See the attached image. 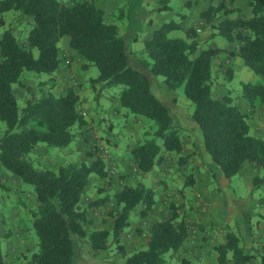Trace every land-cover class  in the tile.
Here are the masks:
<instances>
[{"label":"trees","instance_id":"trees-1","mask_svg":"<svg viewBox=\"0 0 264 264\" xmlns=\"http://www.w3.org/2000/svg\"><path fill=\"white\" fill-rule=\"evenodd\" d=\"M121 1L123 12L128 0ZM235 1L210 4L200 16L217 35L238 43L231 55L239 56L253 74L264 76V0H248V17L238 14ZM169 9L166 0L155 8ZM8 11L18 12L30 23L28 47L10 28L0 36V120L5 124L0 133V164L22 183L31 185L35 195L34 204H25V208L37 249L24 257L25 264H73L76 237L85 239L92 252L108 250L115 243L124 264H197L183 253L190 225L179 218L176 207L151 224L143 247L128 252L121 243L131 213L140 207L139 214L145 217L153 210L156 198L151 187L142 182L123 185L112 196L118 208L110 211L111 227L89 229V209L111 198L105 195L81 204L91 175H106L104 160L96 157L53 169L38 166L32 157L39 146L67 147L76 138L75 128L87 124L73 86L57 94L52 86L41 83L37 92L33 85L21 81L24 72L54 74L62 60L61 40L67 37L69 47L82 58V67L98 69L97 76L91 78L93 84H99L101 90L118 87V101L126 114L140 115L154 123L153 136L131 150L136 170L141 174L152 171L164 159L162 152L175 153L178 164L188 168L180 128L173 123L167 104L152 90L148 75L131 64L117 25L106 21L105 10L92 0H0V13ZM182 28L181 21L169 20L153 29L144 43L149 58L145 66L151 74L162 76L169 89L183 86L193 104L191 118L200 129L204 149L225 178L231 179L246 164H253L263 169L262 175L252 179L253 188H259L264 184V139L251 133V114L240 107L237 96L214 94L212 60L224 48L199 47L194 27L185 30V38L170 36ZM14 85L27 92L23 105ZM240 96L251 105L258 101L264 106V84L242 83ZM194 183V174L189 171L185 184ZM214 251L217 264H249L254 257L231 231L214 245ZM0 264H7L1 240Z\"/></svg>","mask_w":264,"mask_h":264},{"label":"rangeland","instance_id":"rangeland-1","mask_svg":"<svg viewBox=\"0 0 264 264\" xmlns=\"http://www.w3.org/2000/svg\"><path fill=\"white\" fill-rule=\"evenodd\" d=\"M92 1L96 5L99 3L98 0ZM221 1L217 0V3ZM104 2L114 3L112 0H104ZM238 8V14L241 15L242 8ZM1 18H3V22L0 23V36L4 29L10 28L17 36L18 41L28 47L26 36L30 29V23L22 19L15 11L0 13ZM106 19L113 20L110 11L107 13ZM124 24L123 21H119L120 28ZM192 27L197 31L198 41L214 35L212 27L200 25L198 20L193 22ZM198 28L201 30L198 31ZM204 33L207 34L204 35ZM170 36L185 38L186 34L181 30H175L170 33ZM126 42V49L130 57L134 50L133 57L140 59L142 54L149 60L147 54L141 53L142 50L138 49L143 45L141 40L139 41L141 45L133 40L127 39ZM61 47V64L54 74L24 72L21 81L33 85L36 91L42 84L52 86L57 94L63 93L68 86H73L80 96L79 109L87 119V124L82 128H75L76 138L65 148L37 147L32 154L36 164L57 169L60 165L68 162L91 161L96 157H101L106 165V175L103 177L91 175L92 182L84 196L83 205L99 197L110 196L111 198L105 204L90 208L93 221L102 220L104 226L108 228L111 227L113 220L110 211L118 208L112 198L115 192L125 184L138 182L151 187L156 196L153 211L142 217L139 214L140 207H138L131 213L130 226L120 236L121 243L124 244L128 252L143 247L151 224L155 220L167 217L173 207L177 208L179 218H183L190 225L189 241H194L200 229L195 214L198 211L206 213L205 215L210 213L212 202L202 195L201 191H197L194 185L187 186L185 184L187 173L192 171L193 174H199V187L204 185V179L200 173L209 172L211 177H214V174L206 165L204 159L206 152L201 141V132L191 118L193 104L185 96L183 86L176 91L179 96L175 94L174 97L173 94L165 92L158 83H154L153 88L169 107L173 123L180 128L184 144L183 155L188 158V168L178 164L175 153L162 152L164 159L144 176L133 165L131 150L138 143L153 136L154 123L140 115H127L118 101V87L101 90L99 84H93L91 78L97 76L98 69L95 66L88 69L82 67V58L69 47L67 37L61 40ZM34 53L36 54L37 51L34 50ZM233 65L235 67L240 65L237 58L233 59L230 66L219 62L215 64L213 68L214 94L221 96L223 91H227L226 93L232 97L237 96L236 101L239 104L241 103V84L244 81L249 82V76L253 77L252 82L254 83L259 82L261 77L253 74L244 65L242 70H231ZM228 68L232 74H229ZM157 77L163 79L160 75ZM14 91L19 104L23 105L27 92L20 85H14ZM240 105L245 111L246 106L242 103ZM262 117L264 119V112ZM4 128L5 124L0 120V133ZM158 142L160 143L159 139ZM33 195L31 185L22 183L19 178L7 172L0 164V240L7 264H25L24 257L37 249V238L25 208V204H34ZM137 224L139 226H136ZM88 228L93 229L94 227L89 225ZM222 236L218 235L216 240H221ZM75 241L76 252L73 264L125 263V258L117 253L115 243H112L108 250L92 252L85 239L76 237ZM242 244L248 245V241L242 240ZM184 253L194 261L195 258L185 248ZM262 257H259L260 264Z\"/></svg>","mask_w":264,"mask_h":264},{"label":"crops","instance_id":"crops-1","mask_svg":"<svg viewBox=\"0 0 264 264\" xmlns=\"http://www.w3.org/2000/svg\"><path fill=\"white\" fill-rule=\"evenodd\" d=\"M98 1L99 7L103 8L106 12L105 20L117 25L119 34L125 39V41H127V39L133 40L135 43L139 44V41L141 40L143 47L141 46L138 48L140 51L142 50L141 53L144 52V43L150 37V34L155 27L169 20L181 21L183 27L181 31L184 33L185 30L192 27L193 22L195 23L197 20L200 25L208 26L206 21L201 18L200 13L210 4H218L217 0H166L170 9L156 11L155 8L161 5V0H128L127 7H124L122 12L120 11L122 6L121 0H112L114 2L112 4L104 2V0ZM233 6L242 8L240 11L241 16H250L251 8L248 5V0H236ZM197 9L200 11L197 12ZM109 11L113 15V20L106 19V15ZM119 21L125 23L122 28L119 26ZM212 31L214 32V35L199 41V47L224 48V50L212 60V69L218 62L230 66L233 63V59L237 58L240 65H238V67L233 65L231 70H242L243 64L241 58L237 55H231V51L237 49L238 43L228 42L220 35H217L214 29ZM205 34L207 33H204V35ZM133 51L131 52V57L129 56L130 62L134 67L148 75L153 91L154 83H158V85H160L168 94H173V97L175 94L178 95V93H176L177 90L169 89L163 79L150 73L149 69L145 66L146 61L148 62L149 60L144 58L142 54L141 58L139 57L140 59H138V57H133ZM228 69L231 71L230 68ZM244 74L247 75V73ZM258 76H260L261 79L258 80L259 82H257V84H264V76ZM249 79V82H252L253 77L249 76ZM243 83H246V81ZM226 92L227 91H223L221 96L226 94ZM154 93L159 96L157 92L154 91ZM161 99L163 100V98ZM241 103L246 106L245 111L251 114V133L264 139V119L262 117L264 106L258 101H255L254 105H251L244 97H241ZM241 103H239V105ZM204 159L207 167L213 171L214 177H211L210 173L206 171L200 173L204 179V185L199 187V174H194L195 183L193 185L196 187L197 191H201V194L206 196V198L212 202V208L207 215H205L206 213H200V211L195 214L200 229L194 241H189L188 238L185 242V250L195 258L194 262L197 264H217V254L214 251V245L223 240L225 234L231 231L240 237L241 242L242 240H245L246 242L248 241V245L246 244L245 246L254 255L249 264H260L259 257H264V184L259 188L254 189L252 179L256 175H262L263 169L253 164H246L236 176L227 179L220 168L213 163L207 152L204 155ZM148 173L144 174V176ZM12 175L16 176L14 174ZM90 184L87 187V192ZM33 198L35 199V195H33ZM83 201L84 197L81 200V204H83ZM90 214L89 209L88 216L92 219V215ZM104 225L105 224H103L102 220L95 222L92 219L91 226L94 227L93 229H109ZM136 226L139 225L137 224ZM218 235H223L221 240H216ZM250 242H252V245Z\"/></svg>","mask_w":264,"mask_h":264},{"label":"built area","instance_id":"built-area-1","mask_svg":"<svg viewBox=\"0 0 264 264\" xmlns=\"http://www.w3.org/2000/svg\"><path fill=\"white\" fill-rule=\"evenodd\" d=\"M197 30L199 31L200 29L198 28Z\"/></svg>","mask_w":264,"mask_h":264}]
</instances>
